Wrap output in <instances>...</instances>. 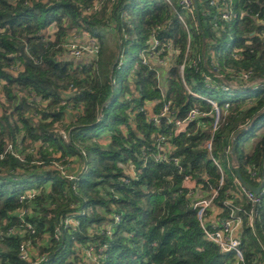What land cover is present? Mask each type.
<instances>
[{
    "label": "trees",
    "instance_id": "obj_1",
    "mask_svg": "<svg viewBox=\"0 0 264 264\" xmlns=\"http://www.w3.org/2000/svg\"><path fill=\"white\" fill-rule=\"evenodd\" d=\"M196 3L201 31L189 14L188 28L177 17V0H0V264H232L204 236L181 180L218 186L214 158L226 166L214 198L221 214L226 198L250 206L229 160L260 182L264 132L250 151L245 142L264 126V0H232L237 16L227 20L224 0ZM76 35L95 39L97 54L68 55ZM165 104L173 118L204 114L175 133L167 117L150 119ZM160 135L181 171L157 158ZM28 189L35 195L20 200ZM255 229L241 228L244 264H264V183ZM22 242L30 261L19 257Z\"/></svg>",
    "mask_w": 264,
    "mask_h": 264
},
{
    "label": "built area",
    "instance_id": "obj_2",
    "mask_svg": "<svg viewBox=\"0 0 264 264\" xmlns=\"http://www.w3.org/2000/svg\"><path fill=\"white\" fill-rule=\"evenodd\" d=\"M170 2V0H167ZM228 5L232 3V0H224ZM219 0H209V3L212 5H217ZM178 7L175 9V13L177 17L183 22V24L188 28L187 21L185 19V14H189L194 20H196V12L194 8V2L193 0H177ZM96 6H94L95 8ZM220 16L223 19H230L232 17H236L237 13L233 10L232 6H228L227 8H224L220 12ZM196 25L197 20H196ZM198 30L200 31L199 27ZM83 39V40H82ZM191 40V35L188 30L187 35V46L189 45V42ZM158 39L155 35H151L150 39V51H148L149 56H155L156 47L158 46ZM67 53L70 56H73L75 58H80L84 56H91L96 55L99 50L98 42L93 38H81L79 35H76L74 38L70 39L67 44ZM186 57L184 56L183 63L179 67L180 74L182 75L183 71V65L185 62ZM146 60V58H144ZM195 58L193 59V62H195ZM159 68H158V75L159 77H162L163 74H160V67L163 68L166 66V62L163 59L158 60ZM215 70V68H213ZM164 73V72H163ZM208 78V77H207ZM243 79H247V74L243 75ZM261 80L257 79L255 81H249L242 85H237L234 83H230L228 81L225 82V85L222 87L224 89L229 88H238V87H245L252 85L254 82ZM162 82V81H161ZM209 82L207 83V85ZM255 84V83H254ZM212 105L215 111L219 114L222 112L221 109L218 108L216 103L213 100L208 99ZM228 102L225 103L223 109L225 110L228 106ZM204 113H202L197 107L190 108L188 114L186 117L183 118H173L172 117V111L168 108L167 104L163 105L160 112L156 115L150 116V119H152L155 123H158L159 116H165L170 121H173V124L175 126L174 131L175 133H178L180 131H184L186 129L187 123ZM211 141H206V146L210 148ZM172 148V145L166 140V137L163 135H160L158 138V142L156 144L157 149V158L163 161H172V163L178 168L179 171L182 170V165L180 163V157L179 156H169L168 153L170 149ZM228 151L231 153V147L228 148ZM214 162L218 165L221 177H220V184L223 180V171L220 167L219 163L216 159H214ZM229 166L234 168L237 166V163L234 158L231 157L229 160ZM131 171L134 172L133 165L130 167ZM73 177L72 175H70ZM206 178V176H204ZM236 178V177H235ZM237 180V179H236ZM238 181V180H237ZM240 192L248 199L250 202V206L248 208H244L238 204H235L233 201V198H226L223 201V204L227 207V213L225 215H222L223 208L219 205L216 206L214 202V198L217 194V190L220 186H213L209 184V189H204L203 182L200 180H197L193 177L190 173H185L183 175V178L181 180V185L185 189V194L188 197L189 201L191 202V205L196 210V216L199 221V224L201 226V229L204 233V236L213 241L219 248L221 252H232L234 259L232 261V264H244L243 263V254L242 250L240 248V232L243 224L245 226H248L253 234L256 235V229H255V217L257 215V206L260 203V193L261 189L258 191V193H254L253 191L245 188L241 183L238 181ZM35 189H28L25 192L21 193L19 195L20 200L27 197H33L35 195ZM240 196V193L235 194V197ZM119 220V216L115 215V221ZM70 224H76V220L73 218H66L64 220V225L68 226ZM28 228H31L30 224H27ZM31 231H33L31 229ZM55 236H58L60 234V229L56 228ZM90 253V252H89ZM31 250H30V243L29 242H22L19 247V257L25 260H31ZM43 257H39L37 259L31 260L32 264H37L40 260H42Z\"/></svg>",
    "mask_w": 264,
    "mask_h": 264
},
{
    "label": "water",
    "instance_id": "obj_3",
    "mask_svg": "<svg viewBox=\"0 0 264 264\" xmlns=\"http://www.w3.org/2000/svg\"><path fill=\"white\" fill-rule=\"evenodd\" d=\"M194 2V8H195V12H196V20H197V24H198V27L200 29V31L202 30L201 28V22H200V15H199V11H198V7H197V3H196V0H193ZM202 39H203V51H204V44H205V38H204V34L202 33ZM249 128V124L246 125V126H242L240 128H238L237 130L234 131L233 135H232V140H231V152L233 151V142H234V138L235 136L248 129ZM263 165H264V159H263ZM234 172H235V177L236 179L241 183V185H243L245 188L253 191L254 193H258V191L261 189L263 183H264V170L262 168V178L260 180V182L257 184V185H252L250 184L249 182H247L241 175L240 173V170L237 166H235L233 168Z\"/></svg>",
    "mask_w": 264,
    "mask_h": 264
},
{
    "label": "rangeland",
    "instance_id": "obj_4",
    "mask_svg": "<svg viewBox=\"0 0 264 264\" xmlns=\"http://www.w3.org/2000/svg\"><path fill=\"white\" fill-rule=\"evenodd\" d=\"M183 15L186 16L185 13H183ZM82 40H83V39H82ZM181 64H182V63H181ZM181 64H180V65H181ZM180 65H179V67H180ZM159 71H160V74H163V72H164V71H163V68H161V67H160V70H159ZM160 81H163L162 77H160ZM250 139H251V140H250ZM248 140H249V141H248V143H247L246 146H247L248 149H252V147H253V142H254L255 139L249 138ZM221 166H222L223 170L226 169V166H225V165L221 164Z\"/></svg>",
    "mask_w": 264,
    "mask_h": 264
},
{
    "label": "crops",
    "instance_id": "obj_5",
    "mask_svg": "<svg viewBox=\"0 0 264 264\" xmlns=\"http://www.w3.org/2000/svg\"><path fill=\"white\" fill-rule=\"evenodd\" d=\"M262 132H264V126L261 127V128L257 131L256 135L252 136L251 138L256 140ZM250 140H251V139H250ZM255 140H254V142H255ZM248 141H249V140H247V141L245 142V148H246L247 151H250L251 149H248L247 146H246L247 143H248ZM254 142H253V144H254Z\"/></svg>",
    "mask_w": 264,
    "mask_h": 264
}]
</instances>
